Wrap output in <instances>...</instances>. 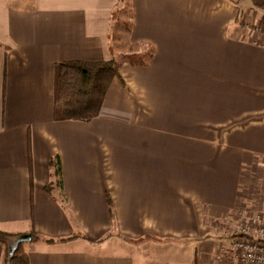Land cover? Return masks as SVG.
Instances as JSON below:
<instances>
[{
  "label": "crops",
  "instance_id": "1",
  "mask_svg": "<svg viewBox=\"0 0 264 264\" xmlns=\"http://www.w3.org/2000/svg\"><path fill=\"white\" fill-rule=\"evenodd\" d=\"M259 18L264 0H0V264L18 243L28 264H243L233 233L264 213ZM148 48L97 117L53 119L57 63Z\"/></svg>",
  "mask_w": 264,
  "mask_h": 264
},
{
  "label": "trees",
  "instance_id": "2",
  "mask_svg": "<svg viewBox=\"0 0 264 264\" xmlns=\"http://www.w3.org/2000/svg\"><path fill=\"white\" fill-rule=\"evenodd\" d=\"M125 28H129L128 21ZM152 50L122 55L120 61H62L54 66L53 119L89 121L98 116L105 95L114 78H120V66L123 62L130 65H143L149 59ZM57 162V161H56ZM55 174H60L58 162ZM47 190L49 186L45 187ZM37 239L36 235H33ZM53 242L52 239L47 240ZM4 264H28L21 243Z\"/></svg>",
  "mask_w": 264,
  "mask_h": 264
},
{
  "label": "built area",
  "instance_id": "3",
  "mask_svg": "<svg viewBox=\"0 0 264 264\" xmlns=\"http://www.w3.org/2000/svg\"><path fill=\"white\" fill-rule=\"evenodd\" d=\"M231 246L243 264H264V213L257 211L233 233Z\"/></svg>",
  "mask_w": 264,
  "mask_h": 264
},
{
  "label": "rangeland",
  "instance_id": "4",
  "mask_svg": "<svg viewBox=\"0 0 264 264\" xmlns=\"http://www.w3.org/2000/svg\"><path fill=\"white\" fill-rule=\"evenodd\" d=\"M126 4V5H125ZM123 4L122 8H117V10H115L113 12V21L111 23V35L113 38V44L118 45L116 47L120 46V43L123 44V41L120 42V39L123 38V36H125L126 33H124V23L127 22V20L129 19V15H130V8L129 5H127V3ZM250 18H254V17H250ZM256 18V17H255ZM263 18V17H261ZM257 19V18H256ZM250 20V19H249ZM246 21L244 24V28H243V33L247 34V33H259L260 31L264 30V19H258V21ZM121 47V46H120ZM122 48V47H121ZM129 49V48H128ZM150 48H148L147 50H149ZM122 58L119 57V59H117L116 61H120ZM259 162V161H258ZM260 168V169H259ZM259 168H257L256 170H254L253 175H252V180L256 179L258 184H256L255 190L252 193V197L254 198L252 204V208L254 211L257 210H261V196L262 195V207L264 208V165L263 166H259ZM263 186V187H262ZM153 241L154 239H152L151 237H144V239H135L134 241ZM168 241V240H166Z\"/></svg>",
  "mask_w": 264,
  "mask_h": 264
},
{
  "label": "water",
  "instance_id": "5",
  "mask_svg": "<svg viewBox=\"0 0 264 264\" xmlns=\"http://www.w3.org/2000/svg\"><path fill=\"white\" fill-rule=\"evenodd\" d=\"M23 240H30L31 239V236L30 235H26L22 238ZM10 254L13 252V248L10 249Z\"/></svg>",
  "mask_w": 264,
  "mask_h": 264
}]
</instances>
